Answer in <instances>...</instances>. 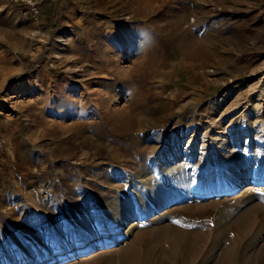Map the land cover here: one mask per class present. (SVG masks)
Wrapping results in <instances>:
<instances>
[{
    "label": "rangeland",
    "instance_id": "374dc122",
    "mask_svg": "<svg viewBox=\"0 0 264 264\" xmlns=\"http://www.w3.org/2000/svg\"><path fill=\"white\" fill-rule=\"evenodd\" d=\"M187 1L0 0V264H264V0Z\"/></svg>",
    "mask_w": 264,
    "mask_h": 264
},
{
    "label": "bare ground",
    "instance_id": "6f19581e",
    "mask_svg": "<svg viewBox=\"0 0 264 264\" xmlns=\"http://www.w3.org/2000/svg\"><path fill=\"white\" fill-rule=\"evenodd\" d=\"M157 1H159V0H134L135 5H136V8L138 10L139 9L140 10H144L146 8H149L153 4V2H157ZM227 2H228V0H205V3H208L210 5L220 4L223 7L225 6L224 4L227 3ZM177 9H178L177 13L175 12L171 16V18L167 21V24L171 27V29H172L171 32H173V33L179 31L180 29L184 30L182 32V36H180L181 38L179 37L180 39L177 42V48H178V52H179V55H180L181 59H190L192 61H195V60H199L201 57H205V56L211 54L212 53V49L209 47L211 49V50H209V48L207 47V45H205V43H204L207 37H211L210 31H209V30H211V27L209 28L208 32L205 33V37L202 40H195L191 35H189L190 32L187 31L184 27H182V24L185 22V19H186L187 15L190 14V13H194V14L195 13H199V14H204L205 15V13L207 14L208 12L215 13L216 12L215 9H213V8H206V7L205 8H200L199 5L195 4V0H193V1H190L189 0V2L188 1L187 2H180V3H178ZM237 26H238V24L235 27H237ZM189 27H190L189 30L191 31V29L193 30L196 26L193 23L192 25H189ZM214 27H216V25H214L213 28ZM158 30H160V29H158ZM172 34H171V36H172ZM242 38L245 40V39H247V36L242 35ZM202 42L204 43L203 45H202ZM207 42H209V41H207ZM12 97H14V96L12 95L11 98ZM216 122H214V123H216ZM219 126H220V124H219ZM223 134H224V131H221V132H219V136L216 137V139H218L219 142H220V144H218L219 145V148H221L224 145L225 141H226L225 138L221 137V135H223ZM184 152H186L185 154H187V153L191 152V150L188 147V148H186V150ZM167 157H169V156H167ZM261 164H263V161L261 160V157H260L257 166L254 167V173L255 174L258 173V170H259ZM226 174H227L226 172H221V171H219L217 169V180H219V181L221 179L222 180H225V182H226V188H225V190L235 189L236 187H238L239 184L234 183L231 180H229L226 177L227 176ZM200 175H201V173H199V172L197 173L196 171H193V175H192L193 194H194V197H196V198H205V197H208L209 191H204V190L202 191L201 189H195L194 188V185L198 181V179L200 178ZM259 178H263V177L260 176ZM220 190H223V189H219L218 191H220ZM213 192H215V191H213ZM223 193L224 192H222L220 194H223ZM215 194H217V192ZM135 201H136V198H135ZM137 204L138 203L135 202L136 210L138 211L139 214H141V211L139 210ZM96 215L97 216H102V218L104 220H106L107 223L110 224L111 226H115L117 229L120 228L119 224L113 218H111L110 216H108V215H100L98 213ZM99 230L102 231V232H100L101 234H104V235L107 234L106 228H104L102 225L99 227ZM75 239L78 242L79 241H82V239L79 237V235L77 233H75ZM55 247H58V246H55ZM89 251H90L89 248L88 249H83V250L80 251V254H86ZM18 259L24 260L25 259V255L23 253H19L18 254Z\"/></svg>",
    "mask_w": 264,
    "mask_h": 264
},
{
    "label": "built area",
    "instance_id": "2783aa9c",
    "mask_svg": "<svg viewBox=\"0 0 264 264\" xmlns=\"http://www.w3.org/2000/svg\"><path fill=\"white\" fill-rule=\"evenodd\" d=\"M28 4L29 11L31 13V16L33 19L38 20L39 15H40V3L43 0H23Z\"/></svg>",
    "mask_w": 264,
    "mask_h": 264
}]
</instances>
